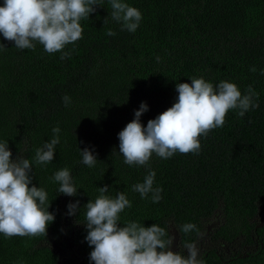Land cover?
<instances>
[{"label":"trees","instance_id":"obj_1","mask_svg":"<svg viewBox=\"0 0 264 264\" xmlns=\"http://www.w3.org/2000/svg\"><path fill=\"white\" fill-rule=\"evenodd\" d=\"M97 2L101 6L81 20L82 38L65 46L63 60L38 43L35 50L17 49L0 35L7 48L0 49V142L7 141L13 159L22 154L32 162V184L47 192L48 211L55 213L46 239L0 234V264H57L46 241L60 239L64 230L76 261L92 264L83 206L105 185V195L123 192L131 201L121 224L156 223L171 236L175 230L173 252L186 256L185 244L201 245L214 221L204 249L198 247L203 264H264V0H123L142 14L134 33L112 20L109 0ZM108 29L116 34L108 36ZM193 77L214 87L235 83L242 95L251 85L259 106L243 117L230 110L223 127L200 137L198 153L153 154L149 167L162 198L142 199L132 185L142 183L148 169L124 163L117 134L141 102L148 106L140 118L146 126L175 102V85ZM55 127L60 142L53 161L36 164V149L53 138ZM85 147L94 150L93 167L82 163ZM62 168L71 172L75 197L60 194L51 179ZM77 200V214L67 215V205ZM186 223L199 231L184 233Z\"/></svg>","mask_w":264,"mask_h":264},{"label":"clouds","instance_id":"obj_2","mask_svg":"<svg viewBox=\"0 0 264 264\" xmlns=\"http://www.w3.org/2000/svg\"><path fill=\"white\" fill-rule=\"evenodd\" d=\"M111 18L121 25V30L134 33L142 19L141 12L123 2L109 0ZM97 0H3L0 6V35L13 42L20 50H35L36 44L43 46L48 54L61 53V60L68 56L66 45L82 38V19H88L96 7ZM107 23V20H104ZM116 33L108 29L107 35ZM0 49H7L0 43ZM159 60V57H157ZM250 71L255 72L252 67ZM264 74V70H261ZM191 83H177L178 93L171 107L149 119L146 126L140 121L148 111L141 102L134 118L119 131V153L129 166H144L148 169L142 183L132 185V191L146 199L151 194L153 203L161 200L162 188L154 187L156 173L149 167L153 154L160 158H171L175 153H198L200 137H206L213 129L223 127L230 110H238L243 117L255 109L258 93L248 86L242 95L235 83L220 81L217 85L206 82L203 77L190 79ZM65 106L70 98L63 97ZM53 138L35 151L36 164L53 161L59 144L60 128L52 129ZM82 163L93 167L98 161L94 150L85 147L79 150ZM59 184L58 192L69 197L77 196L71 172L62 168L51 178ZM33 166L22 154L12 158L7 141L0 142V234L46 239L48 226L54 222L55 213L49 212L50 201L47 192L32 184ZM29 185H32L31 187ZM100 195L94 201L88 200L83 206L87 235L85 240L91 247L89 261L92 264H203L198 258L199 249L195 243H187V255L171 250L174 237L167 229L156 223L144 227L130 221L120 223V213L131 208V201L125 193L117 192L115 198L105 195L109 186L99 187ZM79 200L67 205V215H76ZM181 231H199L194 223H186ZM47 242V241H46Z\"/></svg>","mask_w":264,"mask_h":264},{"label":"flooded vegetation","instance_id":"obj_3","mask_svg":"<svg viewBox=\"0 0 264 264\" xmlns=\"http://www.w3.org/2000/svg\"><path fill=\"white\" fill-rule=\"evenodd\" d=\"M209 230L210 225H207V232H209ZM62 233L60 239L50 238L47 241L57 253V264H80L79 261H76L77 255L73 252L72 238L65 233V230ZM203 238L206 239L205 233L202 235L200 243L203 241ZM53 243H55L54 245L56 247ZM69 250H71V253H69ZM51 264H53V262Z\"/></svg>","mask_w":264,"mask_h":264},{"label":"rangeland","instance_id":"obj_4","mask_svg":"<svg viewBox=\"0 0 264 264\" xmlns=\"http://www.w3.org/2000/svg\"><path fill=\"white\" fill-rule=\"evenodd\" d=\"M216 223L214 222V221H210L209 223H208V225H210V230H209V234L207 235V238L205 239V238H203V241L201 242V245H198V247L199 248H201V249H204V245L208 242V240H209V238H210V235H211V230H212V228H213V226L215 225ZM207 225V224H206ZM174 244V243H173ZM172 244V245H173ZM177 242L174 244V247L176 248L177 247Z\"/></svg>","mask_w":264,"mask_h":264},{"label":"water","instance_id":"obj_5","mask_svg":"<svg viewBox=\"0 0 264 264\" xmlns=\"http://www.w3.org/2000/svg\"><path fill=\"white\" fill-rule=\"evenodd\" d=\"M208 228H209V226H208ZM173 237H174V240H173V243L175 244L176 243V241H177V232L175 231V230H173ZM55 243H53V245H54ZM55 246V245H54ZM56 247V246H55Z\"/></svg>","mask_w":264,"mask_h":264}]
</instances>
